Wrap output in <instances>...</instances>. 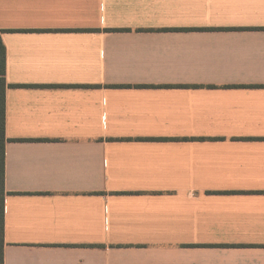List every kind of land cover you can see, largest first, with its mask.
<instances>
[{
	"label": "crops",
	"instance_id": "obj_1",
	"mask_svg": "<svg viewBox=\"0 0 264 264\" xmlns=\"http://www.w3.org/2000/svg\"><path fill=\"white\" fill-rule=\"evenodd\" d=\"M0 264H264V0H0Z\"/></svg>",
	"mask_w": 264,
	"mask_h": 264
},
{
	"label": "trees",
	"instance_id": "obj_2",
	"mask_svg": "<svg viewBox=\"0 0 264 264\" xmlns=\"http://www.w3.org/2000/svg\"><path fill=\"white\" fill-rule=\"evenodd\" d=\"M5 47L2 44L0 38V262L3 259V199H4V188H3V177H4V125H5Z\"/></svg>",
	"mask_w": 264,
	"mask_h": 264
}]
</instances>
